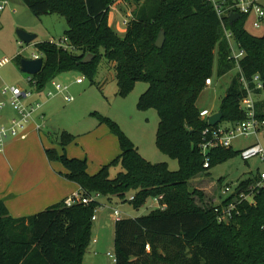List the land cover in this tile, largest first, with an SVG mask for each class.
Returning a JSON list of instances; mask_svg holds the SVG:
<instances>
[{
  "label": "trees",
  "instance_id": "obj_1",
  "mask_svg": "<svg viewBox=\"0 0 264 264\" xmlns=\"http://www.w3.org/2000/svg\"><path fill=\"white\" fill-rule=\"evenodd\" d=\"M116 1L24 0L36 16L58 14L68 26L64 38L70 48L50 40L36 43L45 62L33 78L39 90L67 71L81 72L93 81L105 58L116 71L119 96H127L137 82L148 83L138 108L157 110V147L178 160L179 169L146 160L121 126L98 112L92 115L119 140L121 153L116 158L89 174L86 157L64 152L76 139L66 130L58 138L61 151L47 148V157L62 163L66 169L62 175L80 186L83 197L116 196L140 208L147 199L162 196L165 208L115 222V264H264V189L254 195V203L238 204V214L225 223L218 220L215 204L196 203L205 200V194L189 185L192 178L239 154L219 147L206 155L202 148L203 131L210 125L201 118L198 97L212 77L216 56L220 76L235 68L221 19L209 0H124L132 10L121 37L109 23ZM247 18L242 14L233 23L229 17L223 20L246 52L241 60L245 76L260 74L264 82V35L251 33ZM162 29L166 39L158 48ZM88 54L94 57L84 63ZM245 94L236 74L221 103L223 121L244 119L240 101ZM257 108L264 118V97ZM118 164L125 170L110 178V168ZM256 179L254 175L241 187L253 185ZM100 205L98 199L71 206L63 200L36 214L14 218L0 198V264H83Z\"/></svg>",
  "mask_w": 264,
  "mask_h": 264
},
{
  "label": "rangeland",
  "instance_id": "obj_2",
  "mask_svg": "<svg viewBox=\"0 0 264 264\" xmlns=\"http://www.w3.org/2000/svg\"><path fill=\"white\" fill-rule=\"evenodd\" d=\"M7 1L9 5L3 12H0V57L9 59L0 70V101L6 102V108L10 109L12 107L10 96L4 93V89L7 86H20L24 89L30 86L27 81L28 74L21 71L18 59H31L34 54H38L36 47L38 42L51 39L63 40L68 26L66 19L58 14L36 16L24 0ZM116 2L110 8L109 22H111V26L116 32L123 37L126 32L124 21L125 19L129 20L130 15L126 16L118 11ZM260 2L264 5V0ZM118 5L132 10L130 5ZM251 22L252 19L247 23L249 31L257 36L264 35V21L260 28H254ZM19 29L36 34V40L31 43L22 42L17 34ZM237 73V69L234 68L225 75L220 76L218 74V56H216L211 77L213 84L206 85L200 93L197 100L198 108L201 111L207 109L212 114L219 112L223 97ZM78 78H83V82L78 83ZM56 80L63 86H68V91L59 93L50 82L46 86V92L52 90L55 96L49 99L44 92L38 97L35 96V99L43 104L42 110L45 113L43 118L45 127L43 130L45 133H50L54 145L58 144V138L64 130L75 135L88 130L90 122L98 121L92 113L98 112L116 121L135 143L139 153L146 160L154 164L167 163L172 171L179 169L178 160L171 158L157 147L156 134L160 121L157 110L153 108L141 110L138 108L139 98L149 87L148 83L137 82L135 88L127 96H119L117 94L116 71L105 58L100 60L93 81L78 71L63 72L56 77ZM67 94L72 95L74 100L71 102L66 101L65 95ZM39 116L41 117V115ZM220 124L222 126L229 125L230 121L222 120ZM257 142L264 146V129L257 136L251 134L235 139L233 149L238 152L245 146ZM114 156L117 157L118 155ZM124 170L121 164L112 166L110 168V178H115L119 172ZM262 171H264V161L259 157L247 161L240 154H236L228 160L214 165L204 174L192 178L189 185L191 188H197L205 194V200L196 203L206 206L208 203L215 204V202L218 203L229 198L232 193H235L241 187L243 182ZM225 187H230V190L223 194L222 190ZM98 198L100 203L106 202L112 206V209L96 212L98 220L94 221V224L98 226L105 222L102 228L103 233L101 232V245L98 249H95L94 244L91 243L87 250L85 264H115L113 258L108 255V252L115 254L114 221L109 217V213L116 208L121 212L123 218L144 216L154 209L155 200L149 198L143 206L135 208L130 202L123 201L116 196L112 197L111 204L107 202L106 196Z\"/></svg>",
  "mask_w": 264,
  "mask_h": 264
},
{
  "label": "crops",
  "instance_id": "obj_3",
  "mask_svg": "<svg viewBox=\"0 0 264 264\" xmlns=\"http://www.w3.org/2000/svg\"><path fill=\"white\" fill-rule=\"evenodd\" d=\"M116 4L117 10L121 11L122 14L131 15L129 8L126 9L118 5L126 4L124 0H118ZM109 23L111 25V22ZM40 91V94L42 92L45 94L46 88ZM40 94H35L32 100L40 102L35 99V96L38 97ZM42 106L35 113L37 114L36 117L28 123L24 130L23 133L26 136L8 137L4 151L0 152V198L4 200L6 207L14 218L36 214L80 192V186L77 183L62 175L66 172L62 163L51 161L46 155L47 148H56L61 151V147L58 144L54 145L50 133H45L43 130L45 127L43 119L45 113ZM16 116L17 113L12 107L10 109L5 108L0 121L3 124L10 125L11 119ZM89 125L88 130L76 135L75 141L66 146L64 152L69 157H86L88 159V173L93 175L116 158L114 155H119L121 148L117 136L110 131L107 125L100 124L99 121L90 122ZM112 201L113 198L107 197L108 203L111 204ZM107 209H112V206L102 202L97 211ZM113 212L109 213V217L114 221L115 232L116 220ZM97 220L98 216L96 214L94 221ZM94 221L91 243L94 244L95 249H98L101 245V232L105 222L97 226ZM94 251L97 254L96 250ZM86 256L87 251L83 264L87 260Z\"/></svg>",
  "mask_w": 264,
  "mask_h": 264
},
{
  "label": "built area",
  "instance_id": "obj_4",
  "mask_svg": "<svg viewBox=\"0 0 264 264\" xmlns=\"http://www.w3.org/2000/svg\"><path fill=\"white\" fill-rule=\"evenodd\" d=\"M213 5L216 13L222 21L225 36L229 42L231 54L230 59L235 62V69L238 71L239 81L242 83L246 94L240 101V108L243 110L245 117L243 120L230 123L229 125L222 126H209L204 131V142L202 143L203 151L212 150L213 148H226L233 149V142L240 136H249L251 134L258 135V133L264 129V118L260 117L258 113V102L264 97V82L260 74H255L251 79H248L241 67V60L245 56L246 52L234 39L232 31L226 28L224 23L225 17H230L232 12H237L240 15H247V23L252 19V26L254 28H260L264 20V6L261 4L260 0H209ZM9 5L7 0H0V12H3ZM125 19V24L127 23ZM51 43L57 44L58 46L64 47L65 49L70 48L68 44V39L64 38L61 41H56L55 39L50 40ZM41 55L34 54L33 58H39ZM42 57V56H41ZM9 59L7 57H0V70L6 64ZM34 75H29L27 81L29 83V88H21L20 86H7L4 89V93L10 96V103L13 110L17 113V116L11 119L10 125L3 124L0 121V152H3L6 145V139L8 137H25L24 130L26 129L28 123L34 118V114L41 108L42 104L40 102L34 101L33 96L35 94H40V90L37 87V81L33 78ZM78 83L83 82V78L77 79ZM207 85L212 84V79L208 78L206 80ZM51 85L57 90V92H67L68 86L60 84L55 79L51 81ZM48 98L55 96L52 90L45 92ZM66 101L71 102L74 100L72 95L67 94L65 96ZM7 103L0 101V119L1 115L6 108ZM201 118L207 119L212 113L207 109L200 112ZM239 154L244 160H250L254 157H259L264 161V146L260 143H253L245 146L239 150ZM205 167L209 166V161L205 162ZM264 189V171L257 174V179L253 185H249L247 188L240 187L236 190L234 198L225 202L224 199L221 202L215 203V210L218 213V220L220 222L228 223L233 219L234 214H238V204L243 202L254 203V195ZM230 187H225L222 193L228 192ZM99 195L87 198L81 196V194L76 193L75 195L67 198L65 204L71 206L78 201L85 204L98 199ZM131 196L130 199H133ZM162 196L155 198L154 208H165L161 203ZM98 209V208H97ZM96 209V212H97ZM114 218L119 220L123 218L121 212L118 209H114ZM96 219V214L93 216V220ZM149 249V245L147 246ZM108 255L113 258L116 262V255L108 252Z\"/></svg>",
  "mask_w": 264,
  "mask_h": 264
},
{
  "label": "water",
  "instance_id": "obj_5",
  "mask_svg": "<svg viewBox=\"0 0 264 264\" xmlns=\"http://www.w3.org/2000/svg\"><path fill=\"white\" fill-rule=\"evenodd\" d=\"M240 16L241 15L239 13L232 12L230 14V17H229L230 22L231 23L235 22L236 20H238L240 18ZM17 34H18V37L20 38V40L22 42H25V43H31V42L35 41L37 38L36 34L29 33L23 29H19ZM165 39H166L165 31H164V29H162L157 40H156V46L158 48L163 47V45L165 43ZM93 57L94 56L92 54H88L84 58L83 62L88 63L93 59ZM44 62H45V59L41 56L39 58H31V59L21 58L20 68H21L22 72H25L29 75H37L43 69ZM223 118H224V113L222 111H219V112L214 113V114L209 116L208 123L211 126H215L218 123H220L223 120ZM210 152H211L210 150H207L205 152V154L208 155Z\"/></svg>",
  "mask_w": 264,
  "mask_h": 264
}]
</instances>
